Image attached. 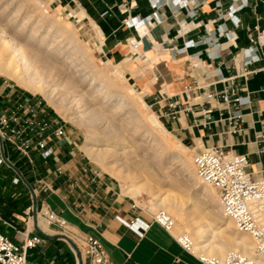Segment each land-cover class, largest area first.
Here are the masks:
<instances>
[{
	"label": "crops",
	"instance_id": "obj_1",
	"mask_svg": "<svg viewBox=\"0 0 264 264\" xmlns=\"http://www.w3.org/2000/svg\"><path fill=\"white\" fill-rule=\"evenodd\" d=\"M179 1L53 0V5L83 29L85 38L99 36L90 45L99 47L108 61L130 58L136 67H145L144 74L128 75L158 116L169 113L172 103L179 104V118L167 126L181 141L198 151L218 145L248 155L249 172L255 179L263 178L264 139L259 136L264 135V50L250 48L257 31L264 29V0H187L182 6ZM133 40L142 42L136 54ZM254 56L260 60L247 65ZM231 77L244 89L242 96L252 101L243 111L244 131L235 135L219 120L217 103L209 106L203 101L205 90L221 89L219 81ZM26 104L39 105L0 80V113ZM210 109L211 124L205 125L203 111ZM66 138L67 133L46 164L37 152L29 164L9 147L4 154L0 151V232L19 245L26 230L41 233L46 243L29 253L33 264H88L72 242L86 236L103 244L113 264H201L174 234L125 195L115 179L95 175L85 159L72 157ZM32 190L38 211L56 212L67 222L65 231L40 218L36 225ZM136 219L149 228L130 225Z\"/></svg>",
	"mask_w": 264,
	"mask_h": 264
},
{
	"label": "rangeland",
	"instance_id": "obj_2",
	"mask_svg": "<svg viewBox=\"0 0 264 264\" xmlns=\"http://www.w3.org/2000/svg\"><path fill=\"white\" fill-rule=\"evenodd\" d=\"M1 31H6L7 37L4 38L10 36L15 41L18 40L17 42L21 45L23 44L22 46L33 58L31 64H33L34 69H38L37 72L50 86L53 95L47 98L39 92L27 91L7 76L0 75V80L8 82L17 87L19 91L33 97L35 101L41 104L43 111L53 115L60 125L65 127L66 143L70 147L69 152L72 157L78 156L85 159L90 167L115 179L122 192V181L113 173H118L124 179L126 178L129 185L131 179H135L137 184H144L152 188V193L161 196L160 198L167 197L164 195L173 191L183 203L187 200L188 203H184V209L187 212L190 210L189 198L183 197L185 191H190L195 200L199 199L201 194H197L193 190L192 183L195 179L183 176L181 173L182 166L180 163L171 161L170 156L173 152L182 153L181 150L183 149L180 146H186L191 148L188 151V159L193 161L195 148L181 141L171 131V128L164 125V128L169 132L167 133L168 138L176 141L180 146L171 150L163 149L159 145L157 141L160 142L163 138L167 139V135L165 138L161 133L159 135L152 133V125L147 122V117L156 116L158 118V115L134 87V83L128 74H134L136 70L127 60L120 63L108 61L99 47L89 45L85 35L82 34L83 29H79L71 17L61 9H57L53 5V0H0V36L3 35ZM29 38L32 42L29 41ZM29 43L32 48L28 47ZM75 44H77V48L74 47ZM143 67H140L141 70L145 68ZM117 69L121 75H119L120 73L117 74ZM84 77H87V81L83 83ZM104 77L111 78L115 85L106 87L102 95L100 94V97L96 98L98 95L96 92L101 88V85L94 87L92 82L96 78L103 80ZM133 100L138 105H134ZM119 107L121 108L120 111L115 112V108ZM98 113L100 116L103 115L102 118ZM157 120L162 123L161 119L158 118ZM112 124H116L117 127ZM68 133L70 137H68ZM118 134H123V138L120 140L124 145L131 146L129 142L135 143L134 146L132 144L134 152L138 159L147 165V169L154 174L155 181L150 183L146 171L135 167L132 162H125L124 160L116 162L106 159L107 161L102 163L98 161V157L96 159L95 155L88 151V147H94L101 151L108 148L101 143L95 145L89 143L88 138L90 136L96 135L101 140H105L115 135L118 136ZM171 181H176L181 186L178 185V187L173 188L170 186ZM211 189L219 201L217 191L212 187ZM152 193L144 191L138 198L139 203L136 199L135 201L136 205L146 213L156 216L165 211L156 208L157 200ZM195 193L196 195H194ZM188 215L190 216V214ZM219 216L224 217L222 213ZM171 233L178 237L182 233L188 234L190 232L188 229H173ZM198 253L203 255L201 252Z\"/></svg>",
	"mask_w": 264,
	"mask_h": 264
},
{
	"label": "built area",
	"instance_id": "obj_3",
	"mask_svg": "<svg viewBox=\"0 0 264 264\" xmlns=\"http://www.w3.org/2000/svg\"><path fill=\"white\" fill-rule=\"evenodd\" d=\"M187 0H180L179 5H185ZM127 8V5H124ZM142 42L133 40L132 49L138 51ZM252 51L264 50V29L257 31V36L252 40ZM257 56L252 57L247 65L259 61ZM221 74V70H219ZM221 89L204 91V104L212 106L217 103L219 120L226 121L229 125V133L232 135L244 131V109L250 108L252 101L247 96H242L244 89L237 85L234 77L219 81ZM197 89H187L188 93H195ZM186 94L187 99L190 95ZM161 100L163 96L159 95ZM160 100V101H161ZM179 104L172 103L170 112L158 116L164 126L176 121L180 116ZM188 111L191 106L188 105ZM207 116L205 125L211 124L212 110L203 111ZM66 137V130L58 120L41 109V104L16 106L0 113V151L4 154L9 147L29 164L34 163L32 153L37 152L43 163H48L56 155L57 145ZM259 138L264 139V135ZM0 163L2 161L0 160ZM193 164L198 179L207 186L215 189L219 196L222 215L231 220L236 230L242 234H248L254 241L255 258H249L239 252H231L221 260L197 253L194 250L192 240L186 233L176 237L181 247L199 257L201 264H260L259 259L264 257V177L255 179L249 172L250 161L248 155L228 152L225 147L213 146L196 150L193 155ZM99 176L100 172L96 171ZM37 218L45 221L50 227H58L65 231L67 222L56 212L41 209ZM155 223L161 225L171 233L173 220L165 213L160 212L153 216ZM130 225H140L145 229L149 224L136 219ZM24 242L19 245L0 232V264H33L29 259V253L39 245L46 243L41 233L30 234L24 232ZM88 264H113L103 244L96 238L86 236L73 240Z\"/></svg>",
	"mask_w": 264,
	"mask_h": 264
},
{
	"label": "bare ground",
	"instance_id": "obj_4",
	"mask_svg": "<svg viewBox=\"0 0 264 264\" xmlns=\"http://www.w3.org/2000/svg\"><path fill=\"white\" fill-rule=\"evenodd\" d=\"M44 4L46 5V2H44ZM52 28H55V27H52ZM58 31L60 30L58 29ZM1 33L3 35L1 34L2 36H0V38H2L0 39V75L7 76L13 81L19 83L22 87H24L27 90H30L32 92H39L43 94L44 96H46L47 98L51 97L53 95L52 89L47 84V82L41 77L39 72H37L38 69H34L33 64H31V61L33 58H31V55H29V53L25 50L24 46H22L23 44L21 45L19 42H17L18 40L15 41L14 39L10 38V36L8 38H4V37H7L6 31H1ZM98 34L102 36L101 33L98 32ZM97 37L99 36H97V34H94L86 38L88 40L87 42L89 43V45L94 43V40ZM29 41H31V39ZM130 42L132 43V41ZM28 47L32 48V45L29 43ZM74 47L77 48V44H75ZM79 48L78 50H80ZM132 51L135 54L138 52L133 49ZM126 60L128 61V63H130L135 68L136 70L135 72L142 73V74L145 73L144 69L141 70L140 67H136L135 64H132L130 58ZM116 72L117 74L120 73L119 75H121V72L118 69L116 70ZM103 76H106V74H103ZM104 78L105 79L103 80H99V78L98 79L96 78L92 82V86L96 87L98 85H101V88H102V89L99 88L97 90L96 94L98 95L96 96V98H99L100 94L102 95L106 87L115 85V83L111 80V78H107V77H104ZM86 81H87V77H84L83 83ZM133 104L138 105V103H136L134 100H133ZM142 105L144 104L142 103ZM120 109H121L120 107L115 108V112L120 111ZM99 114L100 113H98V115ZM102 116L100 117L102 118ZM157 119L158 118H156V116H150V117H147V120H148L147 122H149L152 125L151 126L152 133H154L155 135H159L160 133L162 134V136L164 135L163 137L167 135L166 136L167 139H164L162 137L163 138L161 139L162 141L161 140L160 142L159 140L157 141L159 145L163 149H171V150H174V147H179L180 144L176 143V141L174 142L171 138H168L167 133L169 132L164 128L163 124L160 123ZM112 125H114V127H117L116 124H112ZM109 134H112V133H109ZM122 138H123V134H118V136L115 135L114 137L106 138L105 140H101L98 136L92 135L88 138L89 143H91L92 145H95L96 143H101L102 145L108 146V148L105 149L104 151L97 150L94 147H88L87 149L88 151H90L91 154L95 155L96 159L98 157V161L102 163H104L106 159L107 160L109 159L110 161L111 160L116 161V162H119L121 160H124L125 162H132L135 167L144 169L146 171V174H147V177L150 183H152L151 181H155L154 174H152L147 169L148 168L147 165L141 160H139L138 156L134 152L132 144L134 146L135 143L129 142L131 146L127 144L124 145L120 140ZM153 146L155 147V145ZM180 147H182L183 149L181 150L182 153L173 152L170 156L171 161L175 163H180V165L182 166L181 173L183 176L189 177V179L190 178L195 179L194 183H192L193 190L194 192H197V194L198 193L201 194V197L195 200L193 199L194 196H192L190 191H187V190L185 191V194L183 195V197H186L185 199L189 198V202H190L189 204L190 210L188 212L184 209V205H185L184 203H188L187 200L186 202L184 201L183 203V201H181L180 198L177 197V195L174 194L173 191L168 192L166 195H164L167 197L163 196L164 198H160L161 196L156 195L155 193H152V188L147 187L144 184H141V185L137 184L135 182V179H131V184L129 185L127 184L126 178L124 179V177L120 176L118 173H113L115 177H117L120 181H122L123 193L125 195L133 197L134 199H136L138 203H139L138 198L142 195L144 191L147 193H152V195H154L155 199L157 200L156 205L154 204L156 208L164 210L165 213L174 222V225L171 228V232L173 231V229H177V230L188 229V231L190 232L188 234L192 240L194 250L197 253L201 252L203 253L204 256L215 257L221 260L225 259L228 256V254L231 252H239L246 257L255 258L256 254H255V245H254L253 239L248 234L239 233L236 230V228H234L235 225H233L231 220L219 216L222 213L221 209L218 208L220 206V202L217 200L216 195L214 191L211 189V187L204 185L198 179L193 161H191L190 158L188 159L189 157L188 151L191 148L186 147V146H180ZM120 150H122V153H120ZM178 185L180 184L176 181L175 182L171 181L170 183V186L173 188H175L176 186L178 187ZM194 195H196V193ZM218 199H219V196H218ZM182 200L184 199L182 198ZM188 214H190V216ZM40 222H42L41 219H40ZM183 234L184 233L180 234L179 236ZM258 262L260 264H264V257L259 259Z\"/></svg>",
	"mask_w": 264,
	"mask_h": 264
},
{
	"label": "water",
	"instance_id": "obj_5",
	"mask_svg": "<svg viewBox=\"0 0 264 264\" xmlns=\"http://www.w3.org/2000/svg\"><path fill=\"white\" fill-rule=\"evenodd\" d=\"M10 164V163H9ZM11 165V164H10ZM13 168H14V166L13 165H11ZM19 172V171H18ZM32 192H33V211H34V220H35V223H36V225H38V223H37V213H38V203H37V198H36V195H35V193H34V191L32 190ZM37 229V228H36ZM38 230V229H37ZM39 231V230H38ZM72 243V242H71ZM73 244V243H72ZM75 246V245H74Z\"/></svg>",
	"mask_w": 264,
	"mask_h": 264
}]
</instances>
